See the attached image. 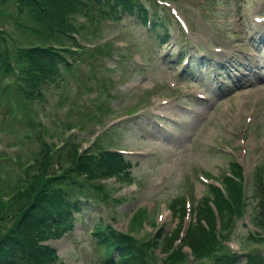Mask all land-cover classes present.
I'll use <instances>...</instances> for the list:
<instances>
[{"label":"rangeland","instance_id":"rangeland-1","mask_svg":"<svg viewBox=\"0 0 264 264\" xmlns=\"http://www.w3.org/2000/svg\"><path fill=\"white\" fill-rule=\"evenodd\" d=\"M39 1L54 8L44 10L36 0L30 5L0 0V41L9 42L3 46L15 70L22 74L27 66L36 67L23 53L37 42L62 45L60 50L76 58L36 99L24 95L17 84L21 74L13 66L0 76V240L11 235L13 227L22 226L26 244L44 250L51 246L56 264H105L96 232L100 228L129 236L133 245L125 252L131 258L137 252L144 264H214L211 254L229 250L264 256V227L257 229L260 224L251 214L259 208L262 195L255 175L264 166V43L258 46L264 27L254 19L263 14L264 3L206 0L200 6L206 11L205 29L196 24L202 35L181 31L173 15L172 37L163 45L134 17L119 19L114 10L101 13L104 4L93 7L89 1L76 8L73 0H57L69 9L70 21L59 17L66 22L65 29L80 34L78 48L71 46L70 37L47 27L59 21L56 0ZM202 1L176 0L170 7L190 17L194 11L187 6L198 8ZM88 7L86 18L80 11ZM223 44L244 49L215 51ZM105 45H113L111 54L106 49L101 54ZM181 50L191 60L189 67L188 60L176 61ZM136 51L144 59L134 56ZM249 52L252 55L246 59ZM159 104L171 114L168 119L159 118L163 111L153 109ZM132 109L138 113L129 117ZM116 147L127 156L129 167L133 165L128 171L119 170L112 155L102 161ZM236 164L241 167L237 174ZM230 173L234 174L232 197L244 195V212L230 223L225 211L221 229L218 208L211 202L215 217L208 227L215 229L216 237L221 229L217 243H209L197 255L184 237L170 247L168 237L179 221L169 208L171 201L187 194L192 203L186 205L195 209L218 183L226 195L223 180ZM70 174L80 182L89 179L102 199L94 204L84 201L72 232L66 230L58 238L52 233L44 239L32 219L24 224L16 220L17 225L11 220L13 209L27 200L33 185L40 189L44 182L64 181ZM206 176L216 182L211 184ZM193 217L187 224L196 219L194 212ZM177 252L180 260L174 261ZM234 264H246V257Z\"/></svg>","mask_w":264,"mask_h":264},{"label":"trees","instance_id":"trees-1","mask_svg":"<svg viewBox=\"0 0 264 264\" xmlns=\"http://www.w3.org/2000/svg\"><path fill=\"white\" fill-rule=\"evenodd\" d=\"M14 1L16 4H18L20 1L23 5L25 2L28 5L35 3V0ZM64 1L66 0H63V2ZM89 1L93 0H73V6L77 8L79 3L85 5ZM36 2H39V6L44 10H52L54 8L51 3L44 7L41 1L36 0ZM108 2L109 4H111V2L121 4L125 9H127V11L130 12L135 6L141 5L138 0H108ZM55 6H57L59 10L56 20L59 19V17H63L64 19H67V21H70L68 13L69 9H67L65 6H59L57 0L55 1ZM86 9L80 12L84 13ZM88 12H90V10ZM40 14H43V12L40 11ZM85 14H87V11ZM66 26V22L59 19L58 23H49L47 27L52 33L56 35L60 34L72 38V42L77 45L76 39L71 37L70 31L68 32L65 29L67 28ZM4 41H0V62L4 63V65H1L0 63V76H5L6 73H9L7 71L11 69V66L14 68L12 60L10 57H7L8 52L3 46ZM5 45L8 47L9 42L5 41ZM47 46L48 44L46 43L44 44L37 42L35 47H27L23 53V55L29 56L28 59L30 62L37 63L35 68L32 69L30 66H27V68L23 69L22 74L19 72L21 74L19 76V82L21 84L20 87L23 91H25L24 95H33V93L39 89L31 98H36L37 96L39 97L42 95V87L48 85L51 80L59 77L62 62H64L65 66L69 65L63 53L52 49V46ZM2 59H4L5 62H3ZM109 157V153H107V155L102 158V161L106 162L107 158ZM76 165H78V163H76ZM107 166L114 168V166L109 164H107ZM79 170L83 171L81 168L77 169V171ZM235 171L236 174L241 171V167L238 164H236ZM263 177L264 171L261 169L256 177L259 185V191L261 192H264ZM78 182H80V180L75 179V177L70 174L69 177H65L64 181L56 182V180H53L52 184L44 182L43 185L39 187L40 189H38L37 185H33L30 189V193L27 195V200H23L22 203L13 209V212L11 213V220L14 219L15 224L16 220L24 224L25 221L32 219L35 224L34 227L36 226V228L39 229L37 231H41V233L44 234V236H41V238L44 237V239L48 238L49 234L54 233V236H57L58 234L66 231L75 223L73 213L75 211L77 212V210H80L82 207L81 201L77 200V202H75L76 200H72L75 198L76 194H82V200H86L91 204L97 203L98 200H100L98 199V195L95 192L96 189H94V186L92 185V182L89 181V179L83 178L82 182ZM223 183L227 194H221L219 188H217L218 186H213V188H211V192L207 193L201 199V202L196 204L194 209L196 219L187 226L184 235V239L186 240L185 243L193 250L195 255H197L199 251L201 252L203 248L207 247L209 243H217V237L220 239L221 229L223 227V218L226 217L225 211L229 212L228 220L230 223L234 220L235 216L241 215V212H244V206L246 204L244 195L239 196L238 198L232 197V190L234 189V182L232 181V178L227 175V177H225L223 180ZM211 193L214 196L213 199H211ZM100 201H102V199ZM211 202L217 206V215H219L221 218V229L217 233V237L214 231L215 229L208 227L209 222H213L215 217L212 206L210 205ZM259 203V208L255 213L253 212V217L254 220H256L255 223H259L260 227H264L263 193ZM177 206L176 213L179 217V224L168 237L170 247L175 246L176 241L182 237V232L184 230L183 224L185 220L184 215L186 212L184 198L183 202ZM17 226L18 228L13 227L11 235H6L7 238L0 240V264H18L19 261H21L23 264H56L53 260V254L55 251L51 248V246L48 245L46 250H44L40 245L34 244L33 242L32 243L34 245L29 244L28 246L26 244L27 242L22 239V236H24L21 233L22 226ZM229 227L231 226H227L226 228L228 229ZM211 231H214V236ZM96 232H98L100 235L99 243L103 247V252L105 253V257H103L105 264H112L115 262V260L116 262L118 261L117 263L119 264H144L141 262L142 259L136 254L137 252L133 258H131V255L128 251L125 252L129 245H133L128 241L129 236L125 235L123 232L120 233L112 229L103 230L100 228ZM28 236L34 237L33 235ZM30 240L32 239L30 238ZM134 246L136 247V245ZM214 248L215 246L212 247L210 251H212ZM205 252L207 253V251ZM216 254L217 252L211 254V257L216 256ZM244 254L246 257V264H264V256L259 253L248 252ZM177 255L181 256V253L177 252V254L174 256ZM179 256L173 257V260H180ZM238 259L239 258H234L233 256L229 257L227 254L222 256L218 255L217 261L214 264H231L235 263Z\"/></svg>","mask_w":264,"mask_h":264}]
</instances>
